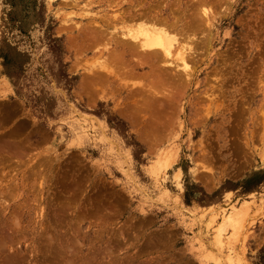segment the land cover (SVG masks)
Instances as JSON below:
<instances>
[{"label": "rangeland", "instance_id": "1", "mask_svg": "<svg viewBox=\"0 0 264 264\" xmlns=\"http://www.w3.org/2000/svg\"><path fill=\"white\" fill-rule=\"evenodd\" d=\"M162 1L0 0V264H264V0ZM129 3L199 19L164 127L91 80Z\"/></svg>", "mask_w": 264, "mask_h": 264}, {"label": "bare ground", "instance_id": "2", "mask_svg": "<svg viewBox=\"0 0 264 264\" xmlns=\"http://www.w3.org/2000/svg\"><path fill=\"white\" fill-rule=\"evenodd\" d=\"M163 1L162 4H164ZM162 4L159 5V7L162 6ZM136 5L141 6L143 4L136 3ZM133 6L134 5L131 4L128 5V7L124 9V11L126 12H124V14L121 15L120 17L121 20L117 22V23L120 22L121 25L120 27H118L119 29L118 31L120 32L118 33L114 32L117 30L115 25L116 21H114L116 19H111L112 21L108 19L109 22L106 21L105 27L107 29L108 28L112 29L113 32L106 31L103 25H97V27L93 25L92 29L90 30V33H88L85 36L84 41L89 45L90 44L96 45L100 37H105V38L109 37L107 41L108 43L105 41V43H107L106 46H108L109 48L107 49L105 48L106 50L103 51L102 53L100 52L102 56V58L100 59H102V64H103L102 65L103 67L101 68L102 70L99 72L94 71L96 73L91 77V80L93 81L92 83L94 84L99 83L100 79L102 81L103 77L107 79L112 77L115 80H117V82L122 81L124 82V84H126V82H129L131 80H135V82L136 80L140 81V83L138 84L139 87L137 86V89L134 92L131 91V94H129V96L133 95L134 97L135 94L136 96L138 95L140 96V100L138 103L133 102L134 104L132 105L133 110L130 111L133 112V114L131 115L138 113L139 116L141 115L142 117L148 116L147 124L144 125L146 127H164L165 126L164 122H162L161 119L157 118V116L156 118H154V116L156 111L159 113V111L161 112L162 108L166 109V107L169 105L168 102H170L172 99L176 97L177 95L176 93H179L178 86L180 85L184 86V82H186L184 80H187L186 78H190L189 76H191L189 67L191 68L192 66H188L187 62L189 61L190 56H192L195 53L196 48H194V46L192 48V44H194L193 38L195 36V33L192 30H195V27L197 26V22L199 21V19L197 18L198 16L195 17V19H198V21L197 22H195L196 20L192 21L196 23V25L193 23L194 24L193 27V25L189 23L190 21L183 23V20L180 17H173L169 14L170 12L168 13V15L165 14L166 12L158 13L160 10L158 7H157L159 9L158 12H155L157 8L156 9L143 8L142 12L137 13L136 10L137 6L135 8ZM201 12L203 17L205 16L204 19L206 18L205 19V23H206L209 19L207 16V11L205 9H202ZM121 13L122 12H120V14ZM203 17L201 18V20L203 19ZM190 31H192L193 34H190L189 33ZM175 61L178 62V64L179 63L182 64L181 70L184 72L183 74H180L178 72L179 70L178 71L175 70L174 65L177 66L176 65L177 63H175ZM145 68L147 69V71H145L144 73H138L139 69H145ZM172 68L175 70V72L173 71L174 73L171 70ZM175 79H177L176 82L178 84L175 82ZM171 86H173L172 87L174 93L173 95L175 97L171 93L169 95H166L167 91H169L167 88L168 87L170 88ZM175 86L178 90L175 91L176 93L174 92V90L176 89L174 88ZM166 89L167 91L165 94L163 93V91L160 92V90H166ZM157 95L159 96L161 95L162 100L166 99L164 100L165 102L163 101L161 102L158 97L155 98ZM167 99H169L170 101ZM158 100L160 101L159 103L157 102ZM166 118L169 119L168 116ZM234 219H236L235 216ZM234 219L232 221H234ZM4 257H6V255ZM6 259L7 258H5V260Z\"/></svg>", "mask_w": 264, "mask_h": 264}]
</instances>
